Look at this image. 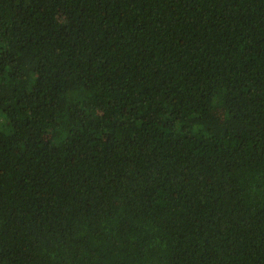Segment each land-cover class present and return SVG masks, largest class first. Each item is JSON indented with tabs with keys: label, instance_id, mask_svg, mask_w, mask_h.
<instances>
[{
	"label": "trees",
	"instance_id": "trees-1",
	"mask_svg": "<svg viewBox=\"0 0 264 264\" xmlns=\"http://www.w3.org/2000/svg\"><path fill=\"white\" fill-rule=\"evenodd\" d=\"M0 264H264V0H0Z\"/></svg>",
	"mask_w": 264,
	"mask_h": 264
}]
</instances>
